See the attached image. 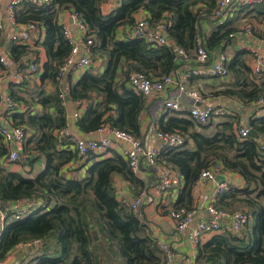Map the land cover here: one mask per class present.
Here are the masks:
<instances>
[{"label":"trees","instance_id":"trees-1","mask_svg":"<svg viewBox=\"0 0 264 264\" xmlns=\"http://www.w3.org/2000/svg\"><path fill=\"white\" fill-rule=\"evenodd\" d=\"M106 1L51 0L44 5L27 1L15 9L16 23L33 21L44 30L40 42L45 54L41 79L53 84L56 91L39 99L45 111L12 115L16 124L38 132L37 138L32 133L23 143L22 158L16 162L23 170H11L4 164L7 149L0 136V209L22 200H37L39 205L19 219L10 215L5 218L0 234V262L15 248L38 240L33 257L21 264L162 263L157 240L149 233L141 210L130 209L117 194V177L127 181L134 195L146 187L127 160L113 153L99 158L90 154L82 161L65 137L54 133L66 127L58 66L71 49L58 14L63 10L76 13L91 31L93 53L107 56L103 72L95 74L87 68L66 92L71 101L86 103L76 121L78 129L88 133L108 125L136 138H142L140 115L146 98L129 88L128 73L138 71L160 77L173 70L180 57L170 46L152 47L141 38L120 37V28L132 24L136 13L143 10L151 26L167 20L168 38L190 55L201 34L202 20L214 23L204 35V45L210 53L223 46L237 29L232 19L217 25L206 18L217 0H118L107 14L101 10ZM248 7L247 13L264 14V0L244 6ZM1 35L0 30V38ZM28 54L32 53L27 45L13 44L9 49V56L16 62L28 60ZM33 55L36 60L32 61L37 63L38 55ZM248 55L249 51L240 49L230 59L228 70L237 87L225 92L244 104H256L264 95V70L259 82H253L246 62ZM10 96L23 100L14 92ZM239 123L237 115H224L218 121L210 118L204 124L170 115L158 124L161 132H178L187 138L182 145L162 148L157 158L182 181L174 211L193 210V188L200 173L211 164L238 173L244 181L241 188L225 192V199L216 204L227 211L245 210L248 219L244 228L220 232L197 246V263L264 264V149L258 143V138L264 136V116H252L247 121L258 136L249 134L240 139L235 133ZM39 160L43 167L35 171ZM81 166L84 174L78 176ZM25 167L27 171L22 173Z\"/></svg>","mask_w":264,"mask_h":264},{"label":"built area","instance_id":"built-area-1","mask_svg":"<svg viewBox=\"0 0 264 264\" xmlns=\"http://www.w3.org/2000/svg\"><path fill=\"white\" fill-rule=\"evenodd\" d=\"M262 0H217L216 6L212 13L206 18L215 20V24H223L229 15L230 9L234 7H241L259 3ZM22 0H8L6 5V15L10 22L14 25L19 24L14 20L15 9L22 4ZM36 5L49 4L51 0H31ZM2 3L0 0V9ZM102 10V9H101ZM68 11V10H67ZM103 12V11H102ZM72 24L80 31L81 41L78 42L73 36L71 29L62 25V33L68 44L71 46L69 55L65 58L63 63L58 66V77L61 78L65 73L71 72L76 74L91 68L95 63V54L93 53L94 39L91 31L87 29L86 25L80 17L71 11H68ZM167 19V18H166ZM167 20L151 26L148 22L146 12L141 15L137 12L135 20L129 26H125L120 37L141 38L144 42L152 47L170 46L175 51L180 60L184 63L183 66L175 67L169 73L160 77H149L146 74L138 71H131L127 76V85L135 93L143 97H159L162 100L163 106L173 111L181 110V106L176 99L165 97L167 88L171 85L175 86L176 90L186 97L193 99L197 105H193L187 110L188 118L192 119L197 124H204L210 118L224 116L225 111L220 106L202 105L203 97L196 90L188 86L191 78L198 77H228V63L229 56L225 52H220L214 56L210 53L204 45V36L198 35L196 38L195 48L192 54L186 53L183 49L176 46L167 36ZM3 25L0 19V30ZM123 28V27H121ZM120 28V29H121ZM241 31L246 36H250L255 31V25L245 21L241 27ZM260 31L264 37V23L260 26ZM237 33H232L224 42L225 45L228 40L235 37ZM44 30L37 22L29 21L22 24L19 31L13 33L12 38L15 42H26L32 38L43 36ZM249 67L251 70V77L254 80H259L264 70V51L259 49H252L249 52ZM99 58V57H98ZM37 63L27 58L23 63L16 62L9 54L0 51V92L9 83L18 84L24 87L31 75L39 72ZM6 80V81H5ZM66 94L60 93L61 97ZM77 109L70 115V119L77 121L83 113L86 106L84 101L74 102ZM258 107V115L264 116V95L259 97L256 101ZM28 103L17 101L13 99L10 94H4L0 100V136L2 143L7 149V154L3 160L5 165L16 164L21 160V151L23 143L28 137V127L24 124H16L12 118L15 112H27L30 110ZM68 116L66 117V127L54 133L58 137H65L66 141L71 144V148L77 152L79 158L84 161L90 154H100L108 151L117 142L128 145L123 150L122 156L127 160L132 172L138 173L141 168V161L149 168L158 167L157 158L164 147H172L182 145L186 140V136L178 133L161 132L156 128L155 136L160 140L159 146L145 147L143 138H136L130 133L118 128H110L104 125L99 128V131L104 132V135L99 138L91 137H77L67 130ZM249 126L240 120V123L235 127V133L243 139L249 135ZM258 143L264 149V136L258 138ZM120 146V144L118 143ZM224 174L226 171L222 170L219 164H211L204 169L200 175L199 180L214 181L215 176ZM198 180V181H199ZM181 185V180L177 173L169 166L161 165L158 168V180L154 186V190L160 193H167ZM228 190V184L223 181L217 183L214 191V199L224 194ZM149 197V189L147 187L139 191L130 200L122 199V201L130 207V209L137 211L144 200ZM211 200L206 206L207 217L204 219H197L193 210H179L171 211L170 216L175 222L176 228L180 232H186L187 240L195 247L202 244V238L207 233L218 232H238L241 231L248 219L245 210L227 211L218 208L215 201ZM37 200H22L12 202L5 210L0 209V224L3 227V222L9 215L14 219L23 217L31 209L38 207ZM157 240V246L162 254L161 264H176L175 252L171 245L164 240ZM39 243L38 240L33 244ZM194 262V263H193ZM188 264H208L197 263L196 261H188Z\"/></svg>","mask_w":264,"mask_h":264},{"label":"crops","instance_id":"crops-1","mask_svg":"<svg viewBox=\"0 0 264 264\" xmlns=\"http://www.w3.org/2000/svg\"><path fill=\"white\" fill-rule=\"evenodd\" d=\"M22 1H31V0H22ZM118 0H108L102 4L101 9L103 13H109L114 7L117 5ZM8 0H1L2 7L0 9V19L3 25L2 35L0 38V51L2 53L9 54V49L13 44H23L27 45L32 54H28V59H35L33 54L38 55V67L39 72L31 75L30 79L26 82L24 87L18 86L15 83H9L1 90V99L4 94H10L14 92L17 96L23 98L21 100L23 103H28L30 105V110L27 112H20L23 115L27 114H37L45 111L44 106L39 102V99L42 96H50L54 94V90L56 89L53 84L50 82H42L41 74H42V64L45 60L44 50L40 45V42L44 39L43 36H38V38H32L26 42H15L12 38L14 32L19 31L22 28V24H12L10 19L6 15V5ZM250 9L241 7H234L230 9L229 15L227 19L233 20V26H236V36L232 37L228 40V42L219 46L217 49L212 51L211 53L216 56L220 52H225L229 56V61L234 55V53L240 49H244L250 52L252 49H259L264 51L262 47V41L264 37L262 32L260 31V26L264 23V14H257L255 12L247 13V10ZM145 13V11L141 10L139 13L141 15ZM59 21L65 23L68 26L73 36L76 37L78 42L81 41L80 31L72 24V21L69 17V13L67 10H63L58 14ZM245 21L252 23L255 25V31L250 36H246L241 31L242 25ZM242 24V25H240ZM201 26V35H207L210 30L214 27V23L210 21L202 20L200 22ZM124 27L120 29L119 36L122 35ZM126 29L124 30V32ZM99 57V58H98ZM250 56L248 55L246 62L249 63ZM95 63L91 67L93 73L100 74L103 72L104 67L107 63V56L105 54H96L95 55ZM183 62L179 59V64L177 66H183ZM176 66V67H177ZM83 71H80L76 74H72L67 72V75L64 74L62 78H60L59 85L60 91L66 94L68 91L69 85L76 82L81 76ZM253 82L258 83L259 80H254ZM6 81V80H5ZM188 86L192 89H196L203 97L202 105H212V106H220L225 111V116H236L243 122L247 124L248 119L252 116L258 115V107L255 103H247L244 104L240 100H238L235 96L227 94L225 90L234 89L235 82L231 74H228L226 78L219 77H193L190 79ZM56 91V90H55ZM165 97L170 99H176L180 106L181 110L173 111L167 109L163 106L162 100L159 97H151L146 100V105L140 115V124H141V132L142 138L145 144V147L151 146H159L160 140L155 136V130L158 128L159 122L164 118L176 116V117H188L187 110L193 105H197L193 99L186 97L185 95L180 94L175 86L171 85L167 88L165 92ZM77 109V105L69 100H65V117L73 113V111ZM223 117H213L214 120H220ZM67 130L69 133L74 134L77 137H91V138H99L104 135L102 131H92L88 133L81 132L76 122L69 118ZM34 133L35 137H38V132L34 130H30L28 128V137ZM258 136V135H257ZM120 144V146L118 145ZM128 145L122 144L121 142H117V144L113 145L108 151L94 154L96 158L99 157H107L112 155L113 153H117L122 155L123 150L126 149ZM93 155V154H92ZM11 170H23L21 166L18 164H10L7 165ZM161 164H158V167L149 168L145 165L144 161H141V168L138 173H135L137 177H139L149 189V197L143 201L139 210H141L142 216L146 219L147 226L149 229V233L156 239H161L168 242L173 251L175 252V262L176 264H188V261H196L197 247L193 246L186 237V232H180L175 225L172 217L170 216L171 211L174 210V203L177 200L181 185L175 189L167 193H160L154 190V186L158 180V168ZM43 167V161L39 160L36 162L35 171L41 169ZM27 167L22 173H26ZM76 174L82 176L84 174V168L82 166L77 170ZM74 175V174H73ZM224 181L228 184V190L234 188H241L244 184L243 179L238 173L234 172H226L224 173ZM218 176H215L214 181H205L199 180L194 188H193V211L195 217L197 219H204L207 217L206 206L209 204L211 200L214 199V191L217 184L216 179ZM116 191L120 198L130 200L134 197V193L131 190L127 181L122 179L121 177L116 178ZM225 195V194H224ZM222 195L218 196L214 199L215 204H221ZM225 201V200H224ZM220 233V232H218ZM218 233H207L202 238V244L206 243L209 239H211L214 235ZM34 243V242H33ZM32 243V244H33ZM31 244V243H29ZM39 243L34 244L36 247L34 249H26L23 246L19 248H15L11 253L7 255V257L0 262V264H21V262H27L34 255V250H36ZM194 263V262H193Z\"/></svg>","mask_w":264,"mask_h":264},{"label":"water","instance_id":"water-1","mask_svg":"<svg viewBox=\"0 0 264 264\" xmlns=\"http://www.w3.org/2000/svg\"><path fill=\"white\" fill-rule=\"evenodd\" d=\"M262 47L264 48V40L262 41ZM64 98H65V100H69V95L66 94ZM249 134L252 136H257L256 131L253 130L252 128H250ZM217 176H218V178L216 179L217 183H221L224 181V177H225L224 174L220 173ZM1 232H2V225L0 224V234H1ZM35 247L36 246L34 244L23 245V248H26V249H30V248L34 249Z\"/></svg>","mask_w":264,"mask_h":264},{"label":"rangeland","instance_id":"rangeland-1","mask_svg":"<svg viewBox=\"0 0 264 264\" xmlns=\"http://www.w3.org/2000/svg\"><path fill=\"white\" fill-rule=\"evenodd\" d=\"M240 25H242V24H240ZM244 25V24H243Z\"/></svg>","mask_w":264,"mask_h":264}]
</instances>
